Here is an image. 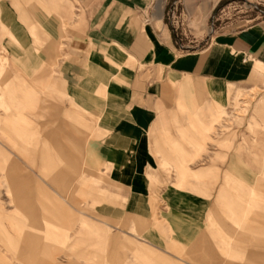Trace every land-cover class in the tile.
Returning <instances> with one entry per match:
<instances>
[{"label": "rangeland", "instance_id": "374dc122", "mask_svg": "<svg viewBox=\"0 0 264 264\" xmlns=\"http://www.w3.org/2000/svg\"><path fill=\"white\" fill-rule=\"evenodd\" d=\"M25 1L15 7L27 12H18V19L11 13L7 27L0 21V60L6 58L0 79L14 80L17 65H32L15 58L34 54L36 64L28 72H38V83L45 86L51 82L55 92L44 93L32 127L38 126L41 147L48 142L45 136L56 134L63 160L56 157L57 169L46 172L40 167L38 151L30 154V143L21 140V134L13 135L11 129L7 136L6 130L0 129L1 165L6 171L8 167L14 170L0 174V264H198L195 256H202L208 264H264V143H247L243 135L247 131L256 139V132L264 130V121L251 117L264 88L241 86L246 91L234 99L235 88L229 87L226 103L231 111L215 119L221 136L213 127L210 133L216 136L206 141L209 157L223 153L218 160L177 165L160 162L149 167L146 180L137 188L119 174L114 154L104 151L100 121L90 111L77 109L74 100L63 93L59 68L65 59V43L80 30L73 19L80 16L74 9L66 17L57 9L47 11L40 0H34L39 19L32 20L31 1ZM234 1L242 4L226 1L209 19H174L167 14L177 49L182 53L204 49L231 25L229 22L242 25L256 17L252 10L222 11ZM166 9L173 11L171 4ZM66 18L63 36H53L57 45L65 46L50 56L46 48L54 38L39 39L52 30V26L46 27L48 20L62 23ZM34 29L38 35L33 34ZM88 138L96 143L97 164L90 156ZM238 140L242 143L237 144ZM250 145L259 149L256 152L261 157L227 159L232 153L246 154ZM54 147L50 144L53 156ZM232 161L238 174L230 172ZM200 167L206 172L195 173ZM252 168L258 173L249 174ZM249 180L261 188L252 193L246 184ZM39 183L49 193L39 189ZM222 183L228 190L225 198L218 197ZM54 192L63 202L47 196ZM200 238L203 241L198 243ZM8 241L15 243L19 252L15 253V245ZM200 243V248L194 249ZM18 255H23V260Z\"/></svg>", "mask_w": 264, "mask_h": 264}, {"label": "crops", "instance_id": "0c3cea01", "mask_svg": "<svg viewBox=\"0 0 264 264\" xmlns=\"http://www.w3.org/2000/svg\"><path fill=\"white\" fill-rule=\"evenodd\" d=\"M30 1V17L39 19L34 13L38 11L37 6L33 5L34 0ZM226 1L229 0H40L47 11L57 9L66 17L74 9L80 16L73 19L72 23L80 30L65 43V59L59 68L63 93L66 99L74 100L77 109L90 111L100 121L105 135L104 151L114 154L119 174L126 183H136L139 188L149 174V167L160 162L177 165L218 160L223 153L214 152V156L209 157L205 153L206 141L216 136L210 133L213 127L221 136L220 124L215 119L231 111L226 103L229 87L235 88L234 99L246 91L241 86L264 88V0H236L254 4L256 9L251 13L256 17L242 25L229 22L231 25L204 49L182 53L173 41L174 28L166 23L167 14L170 18L172 14L174 19H209ZM25 2L0 0V21L5 27L11 20V13L18 19V12H27L15 7ZM168 4L173 11L167 12ZM47 22L46 27L52 26V30L39 41L54 38L46 48L52 56L65 46L63 43L57 45L53 36H63L68 20ZM18 27L16 24L15 29ZM32 32L38 35L37 29ZM11 35L16 40L17 35L12 31ZM41 49L37 46V50ZM15 60L30 61L33 68L36 64L34 54ZM2 61H6L5 56H1L0 76L5 66ZM31 66L17 65L14 80L1 82L0 79V129H5L7 136L11 129L13 135L21 134V140L30 143V154L38 151L42 158L41 169L49 172L57 169L56 157L63 160L55 142L56 134L45 136L50 143L44 141L41 147L38 126L32 125L44 93L53 94L55 88L51 82L45 86L39 84L35 78L38 72H28L33 69ZM256 103L251 117L264 121V95ZM243 135L247 143H264L263 129L256 132V139L247 131ZM86 143L97 164L100 158L95 155L96 143L89 138ZM239 143L242 140H238ZM50 144L56 146L55 158ZM248 148L246 154L232 153L227 159L261 157L257 155L259 149L255 150L252 145ZM1 158L0 174L14 173L11 167L5 170ZM203 169L200 167L195 173H205ZM229 169L231 174H238L239 169L233 161ZM27 172L34 174L30 170ZM248 173L258 171L252 168ZM247 183L252 193L261 188V184L257 183L256 187L250 180ZM40 186L39 189L49 193ZM218 192L219 198H225L228 190L224 183L218 186ZM47 196L63 202L56 192ZM247 213L243 211L244 215ZM166 228L171 230L172 225L167 223ZM191 233L197 235L198 232ZM200 241L203 239L198 243ZM201 245H195L194 249ZM195 259L198 264H208L202 256H195Z\"/></svg>", "mask_w": 264, "mask_h": 264}, {"label": "built area", "instance_id": "2783aa9c", "mask_svg": "<svg viewBox=\"0 0 264 264\" xmlns=\"http://www.w3.org/2000/svg\"><path fill=\"white\" fill-rule=\"evenodd\" d=\"M238 2H229L226 7L222 10L223 12H225L226 10H229V12L231 10L233 11H242L243 9H245L246 11H249V10H255L256 9V6L254 4H251V3H245V2H242V4H237Z\"/></svg>", "mask_w": 264, "mask_h": 264}, {"label": "bare ground", "instance_id": "6f19581e", "mask_svg": "<svg viewBox=\"0 0 264 264\" xmlns=\"http://www.w3.org/2000/svg\"><path fill=\"white\" fill-rule=\"evenodd\" d=\"M27 238V237H26ZM25 240H27V239H25ZM24 240V241H25ZM29 240V239H28ZM23 242V241H22ZM7 244H13V245H15V253L16 252H19V250L18 251H16V249H17V247H16V244L15 243H13L12 241H8V243ZM28 244V243H27ZM20 247H22V245L20 246ZM25 247V246H24ZM26 248H27V246H26ZM28 249V248H27ZM21 250V249H20ZM30 250V249H29ZM21 252V251H20ZM22 253V252H21ZM19 254V253H18ZM29 254V253H28ZM21 255V254H20ZM27 255V254H26ZM17 258H19V259H21V260H23L22 258H23V255H22V257L20 258V256L18 255V257ZM31 263H32V261H30Z\"/></svg>", "mask_w": 264, "mask_h": 264}]
</instances>
